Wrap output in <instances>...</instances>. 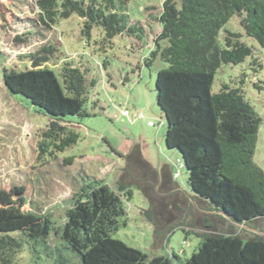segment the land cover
I'll return each instance as SVG.
<instances>
[{"label": "trees", "instance_id": "16d2710c", "mask_svg": "<svg viewBox=\"0 0 264 264\" xmlns=\"http://www.w3.org/2000/svg\"><path fill=\"white\" fill-rule=\"evenodd\" d=\"M35 1L39 21L46 27L76 14L83 19L82 34L88 38L95 26L103 29L107 41L144 32L142 26L130 24L126 13L130 0ZM234 15L245 33L264 46V0H164L157 17L161 30L145 64L150 67L159 59L167 64L157 71V103L167 121L166 145L179 151L190 189L210 201V210H222L251 225L264 217V172L254 161L260 117L242 86L223 83L219 92L212 91L223 64L241 63L252 54L240 33L227 32L224 43L219 41L220 30ZM56 51L55 45H44L30 55L31 69L5 67L1 73L8 91L25 96L49 115L37 144L42 164L80 139L78 129L68 125L71 117L89 115L86 72L66 60L60 80L52 68L43 66ZM126 194L131 191L123 185L115 189L94 178L73 195L63 223L46 214L15 230L0 229V264H20L24 252L31 264L48 259L51 264H69L62 241L80 254V264H264V236L252 232L246 238L235 232L202 233L198 250L185 260L175 254L150 257L113 237L125 224L120 218L127 215ZM208 222H203L206 228L215 226ZM53 236L58 241L51 246Z\"/></svg>", "mask_w": 264, "mask_h": 264}, {"label": "rangeland", "instance_id": "374dc122", "mask_svg": "<svg viewBox=\"0 0 264 264\" xmlns=\"http://www.w3.org/2000/svg\"><path fill=\"white\" fill-rule=\"evenodd\" d=\"M163 1H128L130 24L142 26L144 32L123 33L107 41L100 26L92 29L90 38L84 36L83 19L76 14L46 27L39 21L35 0H0L1 230L21 228L46 214H51L58 224L63 223L73 195L91 179H104L118 189L129 173L125 156L136 145L139 157L157 174V193L161 190L162 172L167 169L171 180L188 197L196 196L211 207L209 200L190 189L187 169L178 162L179 151L166 145L167 121L157 103L156 75L167 64L160 59L150 67L145 64L161 30L157 17ZM227 32L240 33V40L252 49V54L241 63L223 64L215 74L212 91L219 92L223 83L243 87L246 99L260 117L254 161L264 172V46L245 33L238 15L220 30V43H224ZM48 44L55 45L57 51L43 66L52 68L60 80L66 60L86 72L89 99L85 107L89 115L71 117L68 125L78 129L80 139L42 164L37 144L49 115L25 96L8 91L1 73L5 67L31 69L30 55ZM124 110L129 115H123ZM123 186L131 194L123 196L127 215L120 218V223L125 224L113 233L114 238L150 257L175 254L185 260L198 250L203 237L190 230L188 225L194 217L189 213L184 214L183 224H175L165 233L161 246L152 248L156 223L151 203L140 184ZM261 219L264 217L257 220ZM234 232L242 236L244 229L234 225ZM57 241L53 236L51 246ZM59 244L69 264L81 263L80 254L66 241ZM18 261L31 264L29 253L24 252ZM51 263L48 259L45 264Z\"/></svg>", "mask_w": 264, "mask_h": 264}, {"label": "water", "instance_id": "95a60500", "mask_svg": "<svg viewBox=\"0 0 264 264\" xmlns=\"http://www.w3.org/2000/svg\"><path fill=\"white\" fill-rule=\"evenodd\" d=\"M128 162V175L121 181L123 185L140 184L145 195L151 203V209L154 213L156 229L153 234L154 242L152 248L162 245V238L165 233L175 224H183L185 213L192 214L194 221L189 224V228L198 234L202 233H223L233 232V226H239L244 229L242 237L246 238L250 233L264 236V219L254 221L251 225L244 224L234 220L230 215L222 210L213 211L202 200L196 196L188 197L177 185L171 180L169 171L165 169L162 172V185L160 192H156L158 183L157 174L150 169L140 157L138 145H136L129 156H125ZM227 220H226V219ZM205 219L214 223L213 228H206L203 225ZM230 221V222H229ZM231 222L234 225H231Z\"/></svg>", "mask_w": 264, "mask_h": 264}, {"label": "built area", "instance_id": "2783aa9c", "mask_svg": "<svg viewBox=\"0 0 264 264\" xmlns=\"http://www.w3.org/2000/svg\"><path fill=\"white\" fill-rule=\"evenodd\" d=\"M123 115H125V116L129 115L128 110H124V111H123ZM178 162L182 165V162L180 161V159H178ZM182 166H183V165H182Z\"/></svg>", "mask_w": 264, "mask_h": 264}, {"label": "flooded vegetation", "instance_id": "af4514ba", "mask_svg": "<svg viewBox=\"0 0 264 264\" xmlns=\"http://www.w3.org/2000/svg\"><path fill=\"white\" fill-rule=\"evenodd\" d=\"M210 207V206H209ZM211 208V207H210Z\"/></svg>", "mask_w": 264, "mask_h": 264}]
</instances>
